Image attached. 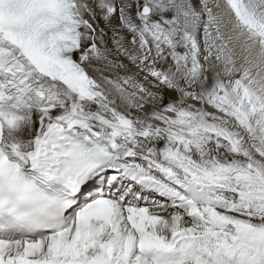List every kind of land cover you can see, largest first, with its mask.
<instances>
[{
    "label": "snow or ice",
    "instance_id": "6c2138e0",
    "mask_svg": "<svg viewBox=\"0 0 264 264\" xmlns=\"http://www.w3.org/2000/svg\"><path fill=\"white\" fill-rule=\"evenodd\" d=\"M0 264H264V0H0Z\"/></svg>",
    "mask_w": 264,
    "mask_h": 264
}]
</instances>
